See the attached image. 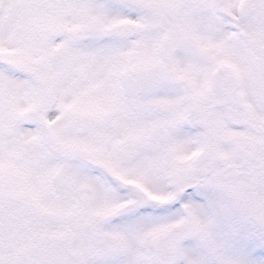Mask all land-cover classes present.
<instances>
[{
    "label": "snow or ice",
    "instance_id": "6c2138e0",
    "mask_svg": "<svg viewBox=\"0 0 264 264\" xmlns=\"http://www.w3.org/2000/svg\"><path fill=\"white\" fill-rule=\"evenodd\" d=\"M0 264H264V0H0Z\"/></svg>",
    "mask_w": 264,
    "mask_h": 264
}]
</instances>
